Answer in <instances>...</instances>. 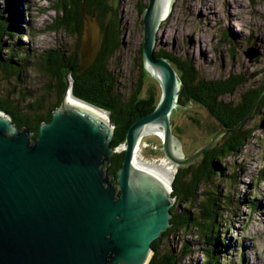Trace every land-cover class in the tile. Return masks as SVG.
Instances as JSON below:
<instances>
[{"label":"water","instance_id":"water-1","mask_svg":"<svg viewBox=\"0 0 264 264\" xmlns=\"http://www.w3.org/2000/svg\"><path fill=\"white\" fill-rule=\"evenodd\" d=\"M84 2L77 73L94 62L101 39L100 24L86 12ZM164 15L159 0H148L141 56L159 85V97L149 113L130 125L124 143L111 144L109 112L75 97L71 77L60 104L36 136L0 110V264H148L153 240L170 225L176 197L172 181L133 163L138 142L159 129L163 156L176 169L196 163L229 131L218 130L184 155L170 121L173 108L186 107L178 102L181 80L172 64L154 52ZM2 78L12 79L3 73ZM68 89L89 107L68 101ZM262 93L242 122L253 114ZM122 150V165L112 183L111 155Z\"/></svg>","mask_w":264,"mask_h":264},{"label":"rangeland","instance_id":"rangeland-1","mask_svg":"<svg viewBox=\"0 0 264 264\" xmlns=\"http://www.w3.org/2000/svg\"><path fill=\"white\" fill-rule=\"evenodd\" d=\"M64 2L66 11L62 9ZM106 4L110 10L108 17L113 16L117 24L119 38L110 69L118 79L119 91L128 95L139 80L136 61L137 56L141 55L144 40L142 18L148 0H106ZM55 6H59V9ZM0 7L4 11L6 8V16L10 15L6 0H0ZM17 8L20 11L19 30L13 34V38L19 37L23 47L21 51L25 52L24 47H27L35 56L28 58L21 81L4 80L0 71V96H9L13 103L15 98L17 105L22 107L29 102L25 97L33 94L32 101L40 102L47 109L57 100L52 90L56 79L47 70L38 68L36 63L49 64L47 62L57 52L64 56L75 53L76 37L66 27L56 26L61 18H69L70 5L67 0H20ZM162 21L155 33L154 49L192 58L205 78L222 80L230 74H240L245 79L243 83L255 84L263 77L264 0H170ZM69 26L72 28L70 20ZM6 39L12 42L9 36ZM143 74L139 96L143 97L151 85L157 87L159 95L157 81L147 70ZM243 88L225 95L224 99L237 100ZM21 89L29 94L18 97ZM191 117L198 123L193 122ZM170 120L185 156L206 143L211 130L216 128L214 119L206 109L195 102L188 103L186 107L173 108ZM246 127L259 128L244 145L242 152L224 158V176L216 178L212 184L220 189L219 198L223 199L224 204L220 201L219 204L227 215L219 228V234L228 245L226 255L219 260L222 264H235L237 261L240 264H264V104L257 115L251 114ZM136 158L146 163L166 161L161 150V136L156 132L142 136L136 147ZM176 169L173 168L171 181ZM231 177L234 179L232 182ZM256 177L260 179L257 184L253 181ZM206 187L207 183H201L199 191ZM225 192L235 200L229 206L232 210H226V200L222 198ZM250 197L256 199L254 211H250L252 203L246 202ZM198 199L201 200L200 195ZM174 205L178 206L176 200ZM195 234V228H190L188 232L179 230L164 238L160 248L165 251L167 245H174L178 249L183 242L190 243L192 247ZM190 252L184 256L181 264H199L202 261V251L197 245Z\"/></svg>","mask_w":264,"mask_h":264},{"label":"trees","instance_id":"trees-1","mask_svg":"<svg viewBox=\"0 0 264 264\" xmlns=\"http://www.w3.org/2000/svg\"><path fill=\"white\" fill-rule=\"evenodd\" d=\"M19 1L6 0V6H8L10 12V15L7 16L6 8L4 11L0 7V71L6 78H12L13 81H21V73L29 62L28 58L35 56L34 52L27 47H24L25 52L21 51L23 47L19 37H16L18 39L13 38L15 37L13 34L19 30V27H17L20 17V11L17 8ZM80 1L67 0L71 10V14H68L67 17H69L72 28L69 26V20L63 18L57 21L56 25L57 27H66L69 33L76 37L75 53L64 56L61 52H57L61 62L56 63L49 59L47 62L49 64L46 65L36 63L38 68L47 70L55 77L56 82L52 90L55 92L57 100L51 107L46 109L41 106L40 102L32 101L33 94H30L29 98L25 97V100L29 102L22 105V107L17 105L15 98L13 103L9 96H0V110L7 113L11 121L20 129H29L32 131L33 136H36L42 122L49 121L53 111L60 104L66 88V79L71 77L73 80L71 91L75 97L109 112L110 122L114 127L111 144L118 146L125 142L130 125L155 107L159 97L157 87L151 85L147 88L143 97L139 96L143 86V73L146 71L142 56L139 54L136 61L139 70L138 82L128 95H123L119 91L118 79L110 69L111 59L119 44L118 31L113 16L108 17L110 10L106 0H85L84 2L86 12L93 15V18L100 24L101 39L99 52L94 62L82 73H77L80 52L79 40L83 24ZM65 3L62 4L63 10L66 7ZM58 7L55 6L57 10ZM7 36H9V41H12L11 43L6 39ZM154 52L156 56L166 58L178 73L181 80L178 102L183 106L195 102L206 109L216 124V128L211 130V136L223 128L229 131L218 139L212 148L205 151L198 158V163L177 167L171 184L173 188L172 195L176 197V204L179 207L176 205L171 207L172 216L169 227L157 239L153 240V253L148 264H181L184 256L191 253L190 251L195 249L196 245L203 255V259L199 264H222L219 260L226 255L228 245L226 240L219 234V228L220 223L225 222L227 215L223 213L222 208L224 207L219 204V201L224 204L223 199L219 198L220 189L218 190L212 184L216 178L224 176V158L242 152L244 145L255 134L254 131L259 128L248 129L246 127V123L251 116L244 122L242 121L251 111L259 94L264 91V75L255 84L243 83L245 79L240 74H230L222 80L205 78L201 75L199 67L192 58L176 56L163 49H156ZM59 69L60 71H58ZM69 69H72V71H69ZM239 87L244 88L239 93L237 100L224 99L225 95L234 94ZM27 92L21 89L18 92V97L29 94ZM21 100H24V98H21ZM263 104L264 92L253 114L257 115ZM190 119L198 123L195 118L191 117ZM240 122L242 123L240 124ZM234 127L236 128L231 130ZM173 130L174 126L172 125ZM176 130L181 132V129L177 128ZM123 158L124 150L114 152L111 155L108 169L112 183L117 176V170L122 165ZM259 180V177L253 179L255 184ZM232 181H234L233 177H231ZM201 183H207V187L199 191ZM227 194L225 192L222 198L226 200V210H232L229 206L235 200ZM255 194L253 193V195ZM198 195L201 196V200L198 199ZM253 198L246 200V202L252 203L250 211H254L256 208V199ZM180 205L184 206L180 207ZM190 228L196 229L194 246L191 247L190 243L183 242L178 249L174 245H167L165 251L161 250L160 243L164 238H168V236L179 230L188 232ZM235 264L240 263L237 261Z\"/></svg>","mask_w":264,"mask_h":264},{"label":"bare ground","instance_id":"bare-ground-1","mask_svg":"<svg viewBox=\"0 0 264 264\" xmlns=\"http://www.w3.org/2000/svg\"><path fill=\"white\" fill-rule=\"evenodd\" d=\"M169 1L170 0H159V8H160L161 16H163L164 13L166 12V10L168 8V5H169ZM67 100L68 101L69 100H73V101H76V102H78V103H80L82 105H85V106L89 107L88 104H86V103L76 99L75 97H73V95L70 93V89H68V92H67ZM99 112L103 113L104 115L106 114L104 111H99ZM151 131L152 130H149V132H151ZM153 132H156L160 136H161V133H162L159 129H154ZM166 161L162 160L159 164H156V163H153V162L146 163L145 161L141 162V160H138L137 158L135 159V155H134V159H133V163L140 164V165H142L144 167L152 169L153 171H155L156 173H158L159 175L164 177L166 180L171 182V174H172V171H173V167L170 166V164L168 162H166Z\"/></svg>","mask_w":264,"mask_h":264},{"label":"flooded vegetation","instance_id":"flooded-vegetation-1","mask_svg":"<svg viewBox=\"0 0 264 264\" xmlns=\"http://www.w3.org/2000/svg\"><path fill=\"white\" fill-rule=\"evenodd\" d=\"M52 58H53L52 60L55 61L56 63L57 62H61V58H60V56L58 54L55 55V56L53 55Z\"/></svg>","mask_w":264,"mask_h":264}]
</instances>
